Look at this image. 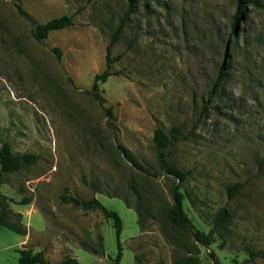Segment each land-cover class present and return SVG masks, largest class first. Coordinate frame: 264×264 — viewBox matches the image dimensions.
Returning <instances> with one entry per match:
<instances>
[{"label": "rangeland", "instance_id": "1", "mask_svg": "<svg viewBox=\"0 0 264 264\" xmlns=\"http://www.w3.org/2000/svg\"><path fill=\"white\" fill-rule=\"evenodd\" d=\"M235 10V0H0V145L37 157L3 174L0 211L37 231L29 248H45L55 264H114L111 220L64 203L65 194L118 214L119 264H174L184 250L158 220L173 181L158 169L152 138L177 126L169 163L188 173L180 186L193 229L208 232L219 208L232 214L223 239L199 246L200 263L211 251L220 264H264L244 251H264V0H247L232 30ZM63 15L73 25L34 38L38 24ZM121 21L99 86L110 121L88 91ZM118 146L155 175L154 187L118 160ZM20 238L0 228V264H18L17 247L4 248Z\"/></svg>", "mask_w": 264, "mask_h": 264}, {"label": "trees", "instance_id": "2", "mask_svg": "<svg viewBox=\"0 0 264 264\" xmlns=\"http://www.w3.org/2000/svg\"><path fill=\"white\" fill-rule=\"evenodd\" d=\"M247 4V0H235V14L232 19V30L235 29L236 23L241 19V14ZM131 5V4H130ZM123 21L117 26L113 32L109 44L106 47L105 55V70L94 76L92 86L88 94H90L93 99L99 104L105 116L113 121L115 116L111 106L106 105L105 99L100 95L99 86L104 83L110 76L109 71L112 60L110 59V53L112 47L115 45ZM73 25V17L68 15H63L61 17L53 18L43 24H38L33 31V36L36 40H41L46 38L49 32L61 30ZM55 52L59 51L54 49ZM220 69L218 76L213 84L214 88L216 86L222 85L223 76L225 73ZM205 104H203L201 112L205 109ZM179 136H183L181 130L177 126H173L169 133H166L161 128H155L153 132L152 144L155 159L161 175H165L166 178L172 179V185L170 186L171 204H165L163 207V214L158 218L159 224L166 232L174 233V237H167L168 241L174 246H181L184 250V254L178 258L174 264H201L198 258L199 246L209 249L210 245L214 242L215 237L223 239L225 236V231L232 221V214L226 208H219L212 217V227L208 232H203L200 230L193 229L183 210V201L185 199V193L181 191V184L187 179V172L182 169L170 165L169 163V149L174 145V142L178 140ZM115 155L121 163L130 164L131 169L136 172V175L142 177L151 188L154 187L152 178H155L146 167L132 154H130L122 146H118V149H114ZM37 157L32 154H14L11 150L10 144L3 142L0 145V186L3 184V174L5 173H17L22 167L35 164ZM239 188V185H233L227 189L229 198H231ZM61 199L64 203L72 204L76 207H80L84 210H98L103 215L105 219L111 220L112 227L114 229L118 252L114 260V264H119L121 258V244L119 241V236L122 231V222L120 217L115 211L107 209L103 206L96 198L91 199H80L78 197H71L68 195H62ZM29 200L24 201L23 204L29 203ZM137 221L140 225L141 216L140 212L137 211ZM20 217V215H17ZM138 225V227H139ZM8 228L20 236L26 234V230L21 226L15 225L9 222L3 212L0 211V228ZM140 228V227H139ZM142 228V227H141ZM176 235V236H175ZM244 251L248 256L246 262L253 261L255 258H261L264 260V251H256L249 246L244 247ZM18 253V264H51L46 260L44 253L42 251L34 252L31 248H24L17 250ZM208 257L210 259L209 264H220L217 257L211 252H208ZM57 264H79L75 258L66 256ZM232 264H239L233 261Z\"/></svg>", "mask_w": 264, "mask_h": 264}, {"label": "crops", "instance_id": "3", "mask_svg": "<svg viewBox=\"0 0 264 264\" xmlns=\"http://www.w3.org/2000/svg\"><path fill=\"white\" fill-rule=\"evenodd\" d=\"M22 220H24V217H22ZM37 231H32V230H27L26 231V234L24 236H20L21 238L20 239H16V243L15 244H12V245H8V246H5L4 249H12L14 248L15 246L17 247L16 249V254L17 253V250H21V249H24V248H29V245L31 243V240L33 238V234H36ZM34 252H38V251H42L44 253V256L46 258L47 261H49L51 264H55L51 261V256H49V252L45 249V248H41L39 245L37 244H34ZM3 249V250H4ZM47 249H50V248H47Z\"/></svg>", "mask_w": 264, "mask_h": 264}]
</instances>
